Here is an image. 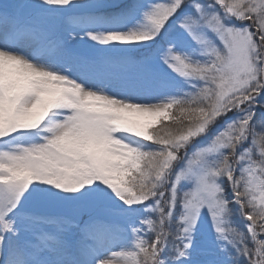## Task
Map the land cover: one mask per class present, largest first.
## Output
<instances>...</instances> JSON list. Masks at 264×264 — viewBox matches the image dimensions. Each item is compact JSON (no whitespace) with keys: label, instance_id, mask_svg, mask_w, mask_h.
<instances>
[{"label":"snow or ice","instance_id":"obj_1","mask_svg":"<svg viewBox=\"0 0 264 264\" xmlns=\"http://www.w3.org/2000/svg\"><path fill=\"white\" fill-rule=\"evenodd\" d=\"M0 264H264V0H0Z\"/></svg>","mask_w":264,"mask_h":264}]
</instances>
